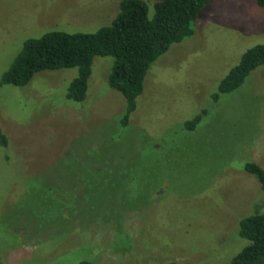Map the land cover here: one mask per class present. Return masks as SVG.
<instances>
[{"label":"rangeland","instance_id":"rangeland-1","mask_svg":"<svg viewBox=\"0 0 264 264\" xmlns=\"http://www.w3.org/2000/svg\"><path fill=\"white\" fill-rule=\"evenodd\" d=\"M119 1L0 0V75L24 40L93 32ZM142 1L151 14L159 0ZM262 43L264 8L212 0L192 35L149 65L124 128L109 57H93L81 101L65 98L75 68L0 85V264H227L247 244L238 219L264 211V193L241 168L264 169V64L217 102L210 96Z\"/></svg>","mask_w":264,"mask_h":264},{"label":"trees","instance_id":"trees-1","mask_svg":"<svg viewBox=\"0 0 264 264\" xmlns=\"http://www.w3.org/2000/svg\"><path fill=\"white\" fill-rule=\"evenodd\" d=\"M211 1L159 0L152 4V13L148 14L144 1L120 0L110 22L93 32L66 33L51 30L38 38L24 40L7 69L1 73L0 85L20 87L27 84L37 72L75 68L76 74L65 88V98L81 101L86 96L93 57H109L111 65L106 82L124 100L117 122L118 127L124 128L136 107V98L142 93L149 65L164 54L171 44L192 35L196 17ZM254 1L259 8H264V0ZM263 64L264 43L246 49L219 80L210 100L217 102L221 95L236 90L250 71ZM200 117L197 114L184 121L183 129L192 130ZM5 143L6 137L0 128V145ZM241 168L256 179L260 191L264 193V169L249 160H244ZM263 204L264 200L257 209L264 208ZM237 235L246 240L247 244L227 264H264V211L240 217L237 221ZM143 264L176 263L165 261Z\"/></svg>","mask_w":264,"mask_h":264}]
</instances>
